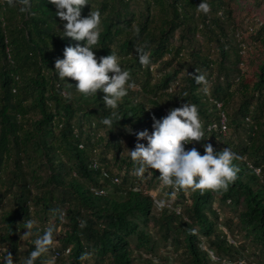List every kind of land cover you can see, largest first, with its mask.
<instances>
[{
    "label": "trees",
    "instance_id": "obj_1",
    "mask_svg": "<svg viewBox=\"0 0 264 264\" xmlns=\"http://www.w3.org/2000/svg\"><path fill=\"white\" fill-rule=\"evenodd\" d=\"M200 2L89 0L83 7L82 16H88L91 10H99L102 16L101 47L94 49L97 58L111 51L117 53L137 86L123 98L117 110L123 117L109 130L101 123L112 111L104 106L102 90L85 97L75 87L78 81L71 77L61 80L54 69L66 46L84 43L60 36L66 21L56 15L55 5L49 0H32V15L21 11L19 0H0V264H4L7 250L16 258L19 234L33 213L44 218L51 215L62 224V236L55 237L57 258L49 263L51 256L44 253L36 264H59L65 260L64 251L68 264H87V255L94 264H168L170 256L165 259L152 254L157 241L147 228L150 221L161 239L173 236L172 242L176 249L183 250L187 264H236L239 256L245 258V264H258V257H264V168L258 174L245 159L249 156L255 165L259 164L263 119L254 115L255 123H248L250 144L234 145L233 151L240 157L235 161L240 172L227 191L167 186L158 169H148V182L141 185L128 177L129 163L122 175L113 168L121 169L131 159L130 149L137 142L134 133L154 131L153 114L164 117V108L169 112L187 102L195 104L207 137L219 135L205 130L207 122L218 116L212 99L222 100L225 109L238 96L237 110L230 117L237 125L245 122L250 112L255 114L263 107L264 24L262 32H254L256 52L242 53L230 41L236 26L231 6L223 15L217 13L227 1L208 0V14L197 11ZM134 26L139 27V36ZM178 29L180 39L175 37ZM198 31L209 44H216L219 57L212 58L209 48L206 52L193 49ZM184 43L190 49L187 57ZM137 48L150 55L149 65L139 62ZM252 60L251 69L241 71L240 62ZM151 63L166 67L154 79ZM215 69L216 77L211 73ZM183 70L187 71L179 78ZM208 72L213 80L205 93L194 76L208 77ZM177 79L178 87L172 89L171 83ZM184 93L187 97H183ZM254 99L256 105L250 109ZM238 113L243 115L241 121ZM91 116L96 118L95 128L89 126L92 119L84 124ZM128 126L133 133L127 131ZM255 133L260 140H256ZM205 143L206 139L194 141L186 148L196 147L203 155ZM157 185L165 189L164 196L157 198H169L176 189L177 202L185 200L188 192L189 200L185 202L189 203L182 204L181 214L157 206L147 192L148 186ZM101 189L103 192H99ZM3 200L7 201L5 205ZM214 200L230 203L236 209V228L244 234L243 241L229 234L236 240L234 244L227 238L213 207ZM31 207L35 208L33 213ZM223 223L234 233L224 220ZM46 229L40 224L35 230L43 234ZM207 248L219 258H211ZM33 249L30 245L25 250L27 258Z\"/></svg>",
    "mask_w": 264,
    "mask_h": 264
},
{
    "label": "clouds",
    "instance_id": "obj_2",
    "mask_svg": "<svg viewBox=\"0 0 264 264\" xmlns=\"http://www.w3.org/2000/svg\"><path fill=\"white\" fill-rule=\"evenodd\" d=\"M11 2L14 0H10ZM49 2L55 5L56 15L66 21L63 34L60 36L84 42L75 46H66L63 58L56 60L54 69L61 80L71 77L78 81L75 87L85 97L97 95L98 90H102L104 106L112 111L110 115L101 119V123L112 130L123 117L117 111L120 103L128 95L129 90H135L137 86L131 81L130 72L122 67L121 57L117 53L111 51V54L97 58L94 49L101 47L98 45H100L103 21L99 10H91L88 16H82V9L89 4V0H49ZM19 3L22 5L21 11L35 15L30 11L32 0H19ZM197 11L208 14L211 11L208 0H201ZM134 32L139 36V27L134 26ZM137 49L139 62L144 66L149 65L150 55L142 48ZM194 79L197 84L203 85L205 93L209 91L206 75L198 74ZM187 95L184 93L183 97ZM215 100L221 102V105L218 106ZM212 101L218 108V116L217 119L207 122V125L219 122L223 111L227 128L228 122L222 100L212 99ZM249 118L248 115L245 117L246 120ZM153 120L154 131L144 129L134 133L137 142L135 148L130 149V157L139 165L135 170L136 175L143 176L148 169H158L164 185L202 192L227 191L237 180L240 167L235 161L240 157L230 147L217 150L212 143H205L203 147L206 151L203 155L196 147L186 148V144L205 139V131L195 104L187 102L180 107H173L162 118H156L153 114ZM207 125L205 130L209 132H217L219 135L224 133L219 130H208ZM126 129L129 133L134 132L131 126ZM142 140H146L147 143L141 142ZM249 166L255 171L259 164L255 165L251 161ZM257 173L260 174V170ZM167 203L165 200L157 201L161 209L166 207ZM36 224L35 220L29 219L25 225L27 231L23 235H32ZM54 233L55 228L48 227L42 236L32 241L35 248L30 252L25 264H36L37 258L50 251L55 242ZM4 264H14L13 256L8 250L4 256Z\"/></svg>",
    "mask_w": 264,
    "mask_h": 264
},
{
    "label": "rangeland",
    "instance_id": "obj_3",
    "mask_svg": "<svg viewBox=\"0 0 264 264\" xmlns=\"http://www.w3.org/2000/svg\"><path fill=\"white\" fill-rule=\"evenodd\" d=\"M227 1V4H223L222 7H219L217 9V13L220 15H223L224 13H226V11L228 10V6H231L232 11H233V16H234V23L236 24L235 28H234V38L232 35V32L230 34L231 37V44H236L237 46L240 47V50L242 53H246L249 52L250 50H254L256 52L255 46L258 45V42L256 40L253 39V36L255 35V33L257 32V30L261 31V24H264V0H225ZM203 24L200 22L199 23V28H202ZM253 32V33H252ZM255 32V33H254ZM252 33V34H251ZM175 37H178V39H180L181 34H180V29L176 30L175 33ZM195 45H194V50H200L201 52H206L208 51V48L210 49V54L211 57H219V51L218 49H216V44L214 42H212L211 44L208 43V41L206 40V38L203 36V34L198 31L195 34ZM185 46V53L186 56L188 55V53L190 52L189 47L186 43H184ZM164 58H167L166 56ZM232 58V57H231ZM186 59V58H185ZM188 59V58H187ZM233 59V58H232ZM189 60V59H188ZM154 65L153 69L151 70L152 73V77L153 79L155 77H157L161 70H165L166 67L165 66H157V63H151ZM241 71L244 70H250L251 67L253 66V60L252 63H241L239 64ZM187 70H183L182 73H179V78L184 74V72ZM214 77H216L218 75L217 70L215 69L214 71L211 72ZM210 72L207 73V80H208V85L207 87L210 88L211 86V82L213 80V78H211L209 76V74H211ZM221 77V76H220ZM179 83V79L176 80L175 83H171L172 89L173 88H177L176 85ZM235 86L231 87L232 90H234ZM221 103V102H220ZM239 103V98L238 96H234L232 98V100H230V102H228V104L225 105V114L227 117V122H228V126L226 128V131L224 133H222V135H214V136H207L205 137V139L207 140V142L212 143L215 146H223V147H230L232 150H235V146L237 144L240 143H245V144H250V139L248 137V135L250 134V127L248 123H255L254 121V115L257 116L258 119H263L264 120V105L262 108H258V110L255 112V114H252L250 112V114H248V116L250 117L249 120L245 119L244 121H241V117L243 116L241 113H238L239 116V120L241 121V124H234L230 121V117L234 116L235 111L237 110V106ZM256 105V100H253V103L250 104V109H252L254 106ZM165 114L164 116L167 115L168 111H166L165 109ZM215 112L218 114V110L216 109ZM92 119V121L89 123L90 128H95L96 127V118L94 116H91V118L87 119V121H84V124L86 125L87 122ZM86 128H88L86 126ZM260 130L263 132L264 131V125H261ZM258 134L255 133V136H257ZM261 136H257L256 140H260ZM263 144V149L260 151V156H259V166L258 167H262L264 168V142ZM235 145V146H234ZM125 150L124 152L127 151V148L125 147V145H123ZM121 150V154L122 151ZM248 156V155H247ZM248 161V163H251V159L248 158L246 159ZM251 160V161H250ZM253 162V161H252ZM127 163H129V171H128V177L132 180H135L134 182L139 183L141 185L146 184V182H148V176H147V170L145 172V174L143 176H138L135 173V170L137 167H139V165L137 163H135L132 159H128L124 164L125 166L122 167L121 169H118V167L113 166V170L119 172L121 175L124 172V170H126L127 167ZM126 172V171H125ZM151 185V183H149ZM161 184V183H160ZM160 185H157L155 188H153L152 186H148V191L151 192L153 195H156L158 197H162L164 196L163 193L165 194V189L163 190L161 187L159 188ZM147 189V186L145 187ZM111 190V189H109ZM161 191H162V195H161ZM188 192L185 193V200H189L188 198ZM185 200H182L183 204H187L188 202H185ZM4 201V205L6 204L5 200ZM8 202H10L8 200ZM10 204V203H9ZM213 207L218 211V215H220V227L224 230H226L231 236H235L236 239L243 241L244 237H243V233L240 231H237L236 225H237V211L236 209L232 208L230 206V203H226V202H222L221 200H214L213 201ZM34 207H31V211L33 213L34 211ZM63 209V208H62ZM155 210L157 211V209L155 208ZM34 215V213H33ZM31 216L32 220H35L37 222L36 226L34 227V229L32 230V235L28 236V235H23L24 232L27 231L26 228H24V230L19 234V247H18V253L16 255V258L14 260V264H25V261L27 259V255L25 254V250H27L28 248H30V245L35 248V245L32 243L33 240H35L36 238H38L39 236H42L43 234L36 232V227L40 224H44L47 228L48 227H54L55 228V233L54 236L55 237H59L62 236V228L60 227L62 224H59V222H57L55 220V218L51 215L46 216L45 218L42 216ZM224 222L230 227L233 228L234 233H230L229 229H227V227L224 225ZM66 220H63L62 223H65ZM43 222V223H42ZM222 222V223H221ZM147 228L150 230V233L153 235V238L157 241V243H155V252L152 254H157V256H162V258H167L170 256V261H168L170 264H187L184 254H183V250L182 249H176V247L174 246L173 242H172V237L170 236L168 237L166 240L161 239L159 232L157 230V227L153 225V221H150L147 225ZM202 246L205 247L207 246L206 242L204 241V243H202ZM3 248L0 246V251H2ZM66 252L65 253V260H61V262L59 264H68V258H66ZM50 253V252H49ZM48 252L46 253L47 256H51V254H49ZM52 261V257H50V259H47V262L50 263V261ZM85 263L87 264H94V259L90 256L87 255L85 258ZM257 261V260H256ZM167 262V263H168ZM264 264V257H258V261L257 263L259 264ZM48 263V264H49ZM168 263V264H169Z\"/></svg>",
    "mask_w": 264,
    "mask_h": 264
},
{
    "label": "built area",
    "instance_id": "obj_4",
    "mask_svg": "<svg viewBox=\"0 0 264 264\" xmlns=\"http://www.w3.org/2000/svg\"><path fill=\"white\" fill-rule=\"evenodd\" d=\"M153 67H154V65L151 64L150 65V70H152ZM62 92H63V94H66V90L65 89H62ZM215 102L217 103L218 106L221 105V103L219 101H216L215 100ZM247 119H248V117H247ZM207 129L208 130L213 129V130H219V131L225 132V130H226V123H225V115H224V112L223 111L221 112V116H220L219 122H212V123L208 124L207 125ZM259 170H260L259 167L255 168V171L256 172H259ZM114 180L118 181L119 178L117 176H114ZM137 188H139V187L137 186ZM176 191L177 190L174 189L171 192V196L169 198H157V196L156 195H153L151 192L148 191V193H150L154 197V201L156 202V204H157V201L158 200H165V201L168 202L166 207L170 208L172 211L176 212L177 214H181L182 213V210H183V205H182L183 202H182V200L176 202V199H177L176 198V196H177ZM99 192H103V190L101 189V190H99ZM185 201H187V200H185ZM224 231L227 233V238H229L231 242H233L234 244H236L237 243L236 240L232 239L231 236L228 234V232L226 230H224ZM207 250H208L209 255L211 256V258H213V259L219 258L218 256H216L213 253L212 250H210L208 248H207ZM49 252L51 254L52 259H56L57 258L58 250L56 248V240L54 242V246L50 249ZM226 262L228 264V262H230V261H226ZM235 263L236 264H245V258L243 256H239L237 258V260L235 261Z\"/></svg>",
    "mask_w": 264,
    "mask_h": 264
}]
</instances>
